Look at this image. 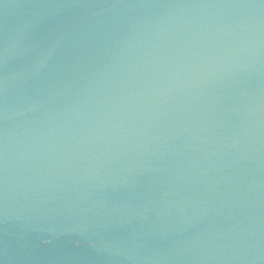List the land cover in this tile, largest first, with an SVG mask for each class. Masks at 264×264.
<instances>
[{"label":"water","instance_id":"obj_1","mask_svg":"<svg viewBox=\"0 0 264 264\" xmlns=\"http://www.w3.org/2000/svg\"><path fill=\"white\" fill-rule=\"evenodd\" d=\"M0 264H264V0H0Z\"/></svg>","mask_w":264,"mask_h":264}]
</instances>
